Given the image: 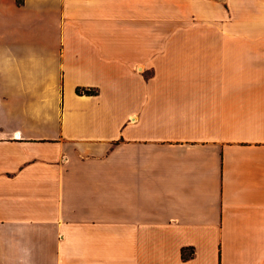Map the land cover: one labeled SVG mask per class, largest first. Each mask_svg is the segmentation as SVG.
Here are the masks:
<instances>
[{"label":"crops","instance_id":"crops-1","mask_svg":"<svg viewBox=\"0 0 264 264\" xmlns=\"http://www.w3.org/2000/svg\"><path fill=\"white\" fill-rule=\"evenodd\" d=\"M0 264H264V0H0Z\"/></svg>","mask_w":264,"mask_h":264},{"label":"trees","instance_id":"trees-1","mask_svg":"<svg viewBox=\"0 0 264 264\" xmlns=\"http://www.w3.org/2000/svg\"><path fill=\"white\" fill-rule=\"evenodd\" d=\"M22 2V0H20V3ZM76 93L78 95H87V96H94L97 94V92L95 90H88V89H81V88H78L76 90Z\"/></svg>","mask_w":264,"mask_h":264}]
</instances>
